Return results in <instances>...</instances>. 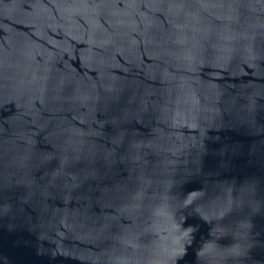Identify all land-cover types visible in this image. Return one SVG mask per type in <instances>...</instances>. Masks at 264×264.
<instances>
[{
    "label": "water",
    "instance_id": "95a60500",
    "mask_svg": "<svg viewBox=\"0 0 264 264\" xmlns=\"http://www.w3.org/2000/svg\"><path fill=\"white\" fill-rule=\"evenodd\" d=\"M0 264H264V0H0Z\"/></svg>",
    "mask_w": 264,
    "mask_h": 264
}]
</instances>
